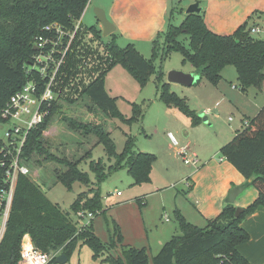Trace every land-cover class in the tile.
I'll return each instance as SVG.
<instances>
[{
  "label": "trees",
  "instance_id": "1",
  "mask_svg": "<svg viewBox=\"0 0 264 264\" xmlns=\"http://www.w3.org/2000/svg\"><path fill=\"white\" fill-rule=\"evenodd\" d=\"M90 0H0V111L9 98L19 91L28 81L41 82L39 72L33 68V50L35 39L43 35V28L57 25L65 30H72L86 9ZM189 37V47L183 48L176 42L178 36ZM92 37L100 42L101 31L95 26L79 29L65 56L53 85L55 98L41 125L33 129L23 147V163L32 166L35 157L42 163H54V181L71 189L74 182L87 186L92 197L86 192L80 193L73 205V213L87 211L94 217L103 215L100 195L96 188L112 172L125 169L134 185L147 183L150 179L155 156L135 150V142L128 136L121 153L115 152V146L106 130L105 122H82L71 117L61 116L69 130L82 137H93L95 144L103 147L104 154L112 162L106 170L102 160L89 161V169L95 175V184L78 165L87 157L89 150L77 161L58 157L51 153L43 137L51 120L63 112V103L69 105L86 98L93 109L105 118H120L127 124L143 118L144 107L132 104V116L124 119L117 111L115 101L104 87V77L116 65H121L139 83L144 86L154 75L158 100L168 108H174L191 119L196 125L200 119L189 110L184 98L169 89L163 83V73L156 70L151 60L145 59L132 44L121 48L116 43L115 34L103 50L107 56L105 66L95 68L96 72L86 85L76 92L68 91L70 84L80 71L74 63H79L82 56L92 54L91 49L81 39ZM73 52L71 53V50ZM82 50L83 52H77ZM164 55L177 50L199 71L212 85L221 79V71L226 66H233L241 91L250 87L261 90L264 83V40L251 33L248 22L241 24L231 35L222 36L209 31L200 13L186 14L184 22L175 27L168 24L152 42V57L159 51ZM199 81V80H198ZM198 83V82H197ZM219 154L243 178L250 181V188L257 192L255 200L235 217V206L225 204L220 214L208 220L203 228L187 222L179 211L175 213L180 235L173 236L159 252L150 256L145 248L123 245V239L117 224L109 241H101L93 231L92 220L88 224L77 226L68 214L53 204L40 187L29 177L19 175L14 190L9 219L0 244V264H17L20 259L21 245L31 241L40 251L54 255L49 264H55L56 258L63 255L70 259L74 250L87 246L94 260L104 264H249L239 253L238 247L249 241V234L241 226L242 222L259 208L264 209V106L246 125L236 131L234 137L219 149Z\"/></svg>",
  "mask_w": 264,
  "mask_h": 264
},
{
  "label": "rangeland",
  "instance_id": "2",
  "mask_svg": "<svg viewBox=\"0 0 264 264\" xmlns=\"http://www.w3.org/2000/svg\"><path fill=\"white\" fill-rule=\"evenodd\" d=\"M178 5V1L173 3L170 12L171 24L175 27H178L183 14ZM181 5V7L185 6L184 1ZM80 21L83 28L91 26L84 21V16ZM254 36L264 40L263 34H254ZM81 40L88 45L92 54L82 56L79 63H74L80 73L76 74L75 80L70 84L68 91L72 93L86 85L96 73L95 68L104 67L107 60L103 47L109 39L103 37L102 33L100 42L93 41L90 36H85ZM176 42L185 49L189 47V37L184 34H180ZM117 45L121 48L126 46V44L120 45L119 42ZM141 55L151 60L155 69L163 73V83H167L166 75L170 71L187 74V71L194 70L189 61L177 50L167 55L160 50L154 58L150 48L147 54ZM220 75L221 79L216 85H212L204 77H200L198 83L190 87L169 84L170 91L184 98L189 110L200 119L196 125H193L191 119L183 114L167 113L165 105L158 100L154 75L144 86H140L121 65H116L105 75V90L114 99L116 109L124 119L132 116V104L144 107L143 118L140 121L127 124L117 117L105 118L91 107L86 98L72 105L62 104L64 113L53 118L43 132L46 146L56 156H63L72 161H77L91 150L90 159H86V156L82 158L78 168L88 175L92 183L95 184V175L89 169V161L102 160L106 170L112 162L107 160L100 144L92 145L95 141L93 137L85 138L71 132L65 122L61 121V116L82 122H105L106 130L110 132L117 154L123 151L127 137L131 136L134 139L136 151L152 154L156 158L147 183L134 185L127 171L121 169L112 172L98 186L90 185L98 190L103 210H105L103 215L92 219L94 234L99 236V239L104 240L100 236L102 235L108 241L109 233L113 230L112 221H115L120 229L123 244L136 248L138 245L150 247L148 254L154 256L159 252V247H162L161 243L165 236L161 233L165 232L166 228H176L174 235L181 234L175 213L179 211L182 215L181 211L184 213L187 210L192 211L190 208L194 203H191L188 197L186 175L192 173L195 168L185 165L181 157L177 155V150L189 148L193 151L199 161L197 168L211 158L216 161L223 160L219 149L243 127L244 120L253 118L264 106V89L250 87L246 91H241L233 66H226ZM169 132L174 136L176 145L168 136ZM190 152L187 154L188 157ZM33 161H41V166L36 163H32V166L27 165L31 174V177H28L40 187L53 204L58 205L64 213L68 214L77 226L86 224L88 220L78 219L71 206L82 192L92 197V194L88 192L89 188L79 182H74L71 189L62 183H56L53 179V170L58 168L56 164L42 163V159L37 157ZM249 191L245 190L240 197L245 196ZM117 192L120 196H116ZM143 212L144 215L141 214ZM85 213L88 212L85 211ZM141 216L145 220L146 228L142 229L141 235L133 238L134 225L143 224ZM151 224H157V228ZM64 264L104 263H101L100 259L93 260L89 249L82 246L80 252L73 254Z\"/></svg>",
  "mask_w": 264,
  "mask_h": 264
},
{
  "label": "crops",
  "instance_id": "3",
  "mask_svg": "<svg viewBox=\"0 0 264 264\" xmlns=\"http://www.w3.org/2000/svg\"><path fill=\"white\" fill-rule=\"evenodd\" d=\"M177 1L178 7L183 12L178 26L184 22L186 17L184 10L197 3L206 28L214 34L231 35L241 24L248 22L251 30H259L255 34L264 35V0H90L81 18L83 19L84 16V21L87 24L95 26L102 33V26L97 23L94 14L97 9L102 10L107 20L114 26V33L112 34L116 36V43L119 42L120 45L132 44L140 54H147L148 50L152 49V42L156 37L166 29L168 24L172 25L170 20L171 6ZM183 1L185 6L181 7ZM79 23L83 28L82 22ZM198 72L194 69L193 71H187V74L198 76ZM262 89H264V83ZM165 109L167 113L177 112L181 114L174 108L165 106ZM245 122H247V119L243 121V125ZM169 135L173 137L177 144L171 132L168 133ZM94 144L95 141L92 145ZM186 179L189 185H187L189 189L187 191L189 192L188 197L191 203L194 204L190 208L192 211L181 212L187 222L199 228H203L208 220L214 219L220 214L226 204L225 198L230 189L246 182L228 162L222 159L216 161L212 158L195 168L192 173L187 174ZM245 190L250 191L243 197H240V195L237 197L233 204L235 208H246L257 197V192L253 188L248 187ZM117 193L116 196H120ZM141 214L144 215L145 213ZM113 223L115 221H112V225ZM141 225H134L133 238L141 235L142 229L146 228L144 218ZM151 225L157 228V224ZM241 226L249 234V241L238 247L239 253L249 264H264V209L259 208L247 217ZM176 231V228H166L165 232L161 233L162 236H165L161 243L162 246L173 236H176L174 235ZM111 233L112 231L109 233V237ZM100 236L104 239L100 238L102 241L106 243L109 241V239L106 241L102 235ZM123 245L131 247L129 244ZM82 246L85 245L78 246L72 255L80 252ZM137 248L151 250L150 247H144L143 245H138ZM89 251L91 252L90 249ZM92 255L91 252V258Z\"/></svg>",
  "mask_w": 264,
  "mask_h": 264
},
{
  "label": "built area",
  "instance_id": "4",
  "mask_svg": "<svg viewBox=\"0 0 264 264\" xmlns=\"http://www.w3.org/2000/svg\"><path fill=\"white\" fill-rule=\"evenodd\" d=\"M78 29L79 22L70 31L57 25L43 28V35L35 39L37 54L33 57V68L39 72L41 82L28 81L0 111V244L9 219L17 178L19 175L31 177L28 167L23 163V147L29 133L42 124L52 102L56 100L53 92L55 78ZM258 32V29L251 30L253 34ZM169 137L176 145L173 137ZM188 152L189 148L180 149L177 155L185 165L197 168L196 155L190 152L188 157ZM76 217L87 219L86 224L94 218L93 214L82 211L77 212ZM53 256L27 241L21 245L17 264H49Z\"/></svg>",
  "mask_w": 264,
  "mask_h": 264
},
{
  "label": "water",
  "instance_id": "5",
  "mask_svg": "<svg viewBox=\"0 0 264 264\" xmlns=\"http://www.w3.org/2000/svg\"><path fill=\"white\" fill-rule=\"evenodd\" d=\"M193 13H200V9L198 8V4L194 3L190 5L186 9V14H193ZM95 17L97 23H99L102 26V36L108 37L112 33H114V26L107 20L104 12L100 9H97L95 11ZM33 50H37L36 47L33 48ZM167 84H177L183 87H190L194 84H196L199 80L198 76H194L192 74H186L179 71H170L166 75ZM250 185V181H247L241 185L235 186L232 189L229 190L226 198L225 203L226 204H234L237 197L245 191ZM242 212L241 208H236L235 210V217H238L239 214ZM67 262V258L63 255H60L56 258L57 264H64Z\"/></svg>",
  "mask_w": 264,
  "mask_h": 264
}]
</instances>
